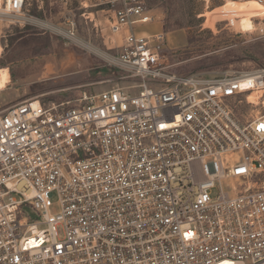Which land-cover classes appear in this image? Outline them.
<instances>
[{
    "label": "built area",
    "instance_id": "built-area-1",
    "mask_svg": "<svg viewBox=\"0 0 264 264\" xmlns=\"http://www.w3.org/2000/svg\"><path fill=\"white\" fill-rule=\"evenodd\" d=\"M153 21L128 0L111 23L133 87L0 107V264H264V113L241 111L264 67L174 74Z\"/></svg>",
    "mask_w": 264,
    "mask_h": 264
},
{
    "label": "rangeland",
    "instance_id": "rangeland-1",
    "mask_svg": "<svg viewBox=\"0 0 264 264\" xmlns=\"http://www.w3.org/2000/svg\"><path fill=\"white\" fill-rule=\"evenodd\" d=\"M127 1L26 0L21 18L0 16V68L10 72V83L0 92V107L37 99L73 106L83 93L98 94L110 83L136 85L118 63L122 36L110 29L115 11ZM139 1L154 21L137 25L136 30L164 33L161 54L174 74L214 77L264 67V14L253 18V31L238 33L248 15L225 5V0ZM222 13L237 15L236 26L229 27ZM168 20L182 27L161 31L159 27ZM241 111L249 117L264 113V108L243 105ZM59 212L54 206L52 213Z\"/></svg>",
    "mask_w": 264,
    "mask_h": 264
},
{
    "label": "bare ground",
    "instance_id": "bare-ground-1",
    "mask_svg": "<svg viewBox=\"0 0 264 264\" xmlns=\"http://www.w3.org/2000/svg\"><path fill=\"white\" fill-rule=\"evenodd\" d=\"M225 5L230 6L241 15H248V17L243 18L240 22L242 32H250L253 31L254 20L253 18L264 14V7L258 4L256 1H227ZM4 16V15H3ZM22 16H18L21 18ZM2 52V47L0 45V54ZM10 83V72L7 68H0V92L4 91L8 84ZM249 103L255 106L264 105V92H255L253 94H249ZM263 100V101H262Z\"/></svg>",
    "mask_w": 264,
    "mask_h": 264
},
{
    "label": "trees",
    "instance_id": "trees-1",
    "mask_svg": "<svg viewBox=\"0 0 264 264\" xmlns=\"http://www.w3.org/2000/svg\"><path fill=\"white\" fill-rule=\"evenodd\" d=\"M34 15L38 16V17H43V15L41 13H37L36 11L34 12ZM182 26L180 24H176V25H170L169 24V20L168 22L166 21L163 25V30L165 31V33H170L173 32L177 29H180Z\"/></svg>",
    "mask_w": 264,
    "mask_h": 264
},
{
    "label": "crops",
    "instance_id": "crops-1",
    "mask_svg": "<svg viewBox=\"0 0 264 264\" xmlns=\"http://www.w3.org/2000/svg\"><path fill=\"white\" fill-rule=\"evenodd\" d=\"M159 29H160L161 31H163V26H160ZM142 34H144V35H149V36L154 35V34H148V33H142Z\"/></svg>",
    "mask_w": 264,
    "mask_h": 264
},
{
    "label": "snow or ice",
    "instance_id": "snow-or-ice-1",
    "mask_svg": "<svg viewBox=\"0 0 264 264\" xmlns=\"http://www.w3.org/2000/svg\"><path fill=\"white\" fill-rule=\"evenodd\" d=\"M262 127H264V126H262Z\"/></svg>",
    "mask_w": 264,
    "mask_h": 264
}]
</instances>
